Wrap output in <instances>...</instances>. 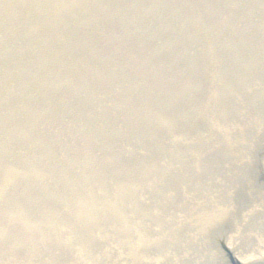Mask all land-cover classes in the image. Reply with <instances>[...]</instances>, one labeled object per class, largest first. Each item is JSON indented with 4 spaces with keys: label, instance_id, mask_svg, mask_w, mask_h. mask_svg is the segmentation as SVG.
<instances>
[{
    "label": "rangeland",
    "instance_id": "374dc122",
    "mask_svg": "<svg viewBox=\"0 0 264 264\" xmlns=\"http://www.w3.org/2000/svg\"><path fill=\"white\" fill-rule=\"evenodd\" d=\"M40 2L0 9V264H73L125 216L257 203L264 0Z\"/></svg>",
    "mask_w": 264,
    "mask_h": 264
},
{
    "label": "bare ground",
    "instance_id": "6f19581e",
    "mask_svg": "<svg viewBox=\"0 0 264 264\" xmlns=\"http://www.w3.org/2000/svg\"><path fill=\"white\" fill-rule=\"evenodd\" d=\"M35 1L37 0H4L0 4V9L3 7L9 11H15V7L23 4L24 7H30L29 11L33 9V11L41 12V2L40 7L36 8ZM52 1L51 5L56 12L61 11L62 8H68V2L71 0ZM80 47L83 48V44ZM261 161L259 162L261 166L258 163V171L262 174L264 181V155ZM28 168L30 173L44 175L43 170H37L34 165ZM261 195L264 197V194L259 192V196L255 199L257 203L250 204L247 208L243 207L241 211L245 212L235 218L229 216V205L223 201H220L222 207L208 208L202 212L201 209L195 211L190 208L183 213H180L181 211L169 212V216L173 217L169 218V221L166 220L168 213L162 211L161 216L153 217L157 228L145 223L133 222L131 217H122L123 223L125 219L126 221L122 227L123 235L119 242L116 240L91 247H86L85 244L74 245L76 256L73 258L75 259L73 264H264V226L261 225L263 222L257 217L255 219L246 218L249 216L248 211H264L258 208L260 202H264ZM240 218L248 222L242 225ZM229 219L232 221L230 222ZM213 224L215 226L229 225L224 230L220 228L217 232L216 228L211 227ZM248 226H250L249 238L244 234ZM182 228L186 230L185 233L177 235L181 234L179 230ZM245 238L244 242L241 241ZM166 242H179L178 245L174 244L179 249L174 252L167 250ZM211 248L222 255L218 254V258H214L217 254L212 252ZM64 258L65 256L56 255L52 259L34 260L33 263L69 264Z\"/></svg>",
    "mask_w": 264,
    "mask_h": 264
}]
</instances>
